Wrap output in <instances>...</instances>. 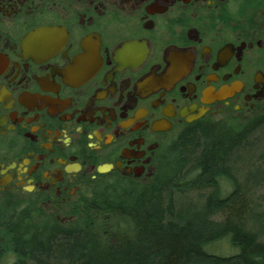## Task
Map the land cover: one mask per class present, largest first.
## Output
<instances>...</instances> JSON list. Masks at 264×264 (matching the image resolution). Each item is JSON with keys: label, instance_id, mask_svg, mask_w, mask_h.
<instances>
[{"label": "flooded vegetation", "instance_id": "flooded-vegetation-1", "mask_svg": "<svg viewBox=\"0 0 264 264\" xmlns=\"http://www.w3.org/2000/svg\"><path fill=\"white\" fill-rule=\"evenodd\" d=\"M262 116L264 0H0V207L73 222Z\"/></svg>", "mask_w": 264, "mask_h": 264}, {"label": "trees", "instance_id": "trees-1", "mask_svg": "<svg viewBox=\"0 0 264 264\" xmlns=\"http://www.w3.org/2000/svg\"><path fill=\"white\" fill-rule=\"evenodd\" d=\"M263 122L201 125L174 145L160 177L102 192L73 222L0 207V264L9 254L12 264H264L252 197L229 170ZM223 180L232 184L225 195ZM192 191L206 193L203 212L182 220L177 196ZM224 241L227 254L208 251Z\"/></svg>", "mask_w": 264, "mask_h": 264}, {"label": "rangeland", "instance_id": "rangeland-1", "mask_svg": "<svg viewBox=\"0 0 264 264\" xmlns=\"http://www.w3.org/2000/svg\"><path fill=\"white\" fill-rule=\"evenodd\" d=\"M248 138L245 147L234 154L229 170L239 185L251 195L254 209L252 223L254 227H260L264 233V122ZM221 185L224 195L232 191V184L229 181L223 180ZM206 198V193L199 191L178 195L176 204L179 218L187 220L188 217H196L197 214H201ZM77 219L75 218V220ZM212 219L221 220V216L214 214ZM227 247L228 243L224 241L221 245L209 246L208 251L214 253L219 249L227 254L230 250ZM13 261L14 255L9 254L4 264H12Z\"/></svg>", "mask_w": 264, "mask_h": 264}, {"label": "water", "instance_id": "water-1", "mask_svg": "<svg viewBox=\"0 0 264 264\" xmlns=\"http://www.w3.org/2000/svg\"><path fill=\"white\" fill-rule=\"evenodd\" d=\"M108 167H109L108 165H103V166H100V167H99V170H100V171H104V170H106Z\"/></svg>", "mask_w": 264, "mask_h": 264}]
</instances>
